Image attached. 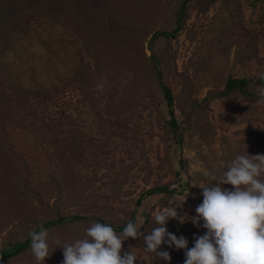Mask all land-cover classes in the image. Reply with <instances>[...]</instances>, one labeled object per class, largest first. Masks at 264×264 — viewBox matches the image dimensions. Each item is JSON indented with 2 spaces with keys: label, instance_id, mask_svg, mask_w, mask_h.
I'll return each mask as SVG.
<instances>
[{
  "label": "rangeland",
  "instance_id": "rangeland-1",
  "mask_svg": "<svg viewBox=\"0 0 264 264\" xmlns=\"http://www.w3.org/2000/svg\"><path fill=\"white\" fill-rule=\"evenodd\" d=\"M104 1L109 7L90 2L88 15L98 16V25L109 20L131 33L122 40L106 35L96 54L83 40L86 25L77 20L73 0H51L11 19L0 48L5 103L0 138L28 162L27 175L41 202L20 198L24 205L14 208L10 197L17 170L10 180L3 175L0 243L5 235L28 233L18 224L20 217L44 222L57 213L101 214L115 224L134 218L140 233L144 218L149 220L144 228L152 230L158 226L154 215L169 200L185 198L177 208L185 221L169 218L166 227L177 238L183 235L191 248L194 237L206 232L203 220L199 225L191 220L203 199L196 185L210 186L211 177L219 179L236 155H264V98L212 101L193 115L178 145L161 90L146 71L136 74L148 61L153 32L173 30L180 0ZM152 44L180 122L188 100H202L209 90L222 88L227 77L264 76V0H215L206 11L193 7L181 29ZM96 63L99 73H94ZM4 160L0 151V167ZM162 185L173 193H146ZM222 187L233 190L230 184ZM87 228L73 223L49 231V251L56 239L61 245L73 243ZM125 242L122 253L135 254L134 264H184V249L162 244L159 250L171 256L164 261ZM62 257L56 247L45 264H60ZM0 264L36 261L30 250Z\"/></svg>",
  "mask_w": 264,
  "mask_h": 264
},
{
  "label": "clouds",
  "instance_id": "clouds-1",
  "mask_svg": "<svg viewBox=\"0 0 264 264\" xmlns=\"http://www.w3.org/2000/svg\"><path fill=\"white\" fill-rule=\"evenodd\" d=\"M264 97V86L256 89ZM264 155H236L227 171L217 179L211 177V185H196L203 189L202 202L197 205L196 216L191 217L194 225L206 229L203 235L194 237V246L188 248V240L168 231L169 218L183 223L186 216L178 215L181 200H169L168 205L153 217L158 225L143 236L146 251L169 261L168 251H160L166 244L184 249V264H264ZM216 181L215 184L212 182ZM230 184L233 190L223 188ZM187 195V194H186ZM186 197V196H185ZM175 202V206H173ZM138 225L129 221L121 233L110 225L94 222L85 230V238L56 247L63 250L62 264H134L137 256L130 251L122 253V242L129 237L139 238L142 233ZM31 253L36 264H45V259L55 250L49 251V232L41 227L30 231Z\"/></svg>",
  "mask_w": 264,
  "mask_h": 264
},
{
  "label": "trees",
  "instance_id": "trees-1",
  "mask_svg": "<svg viewBox=\"0 0 264 264\" xmlns=\"http://www.w3.org/2000/svg\"><path fill=\"white\" fill-rule=\"evenodd\" d=\"M50 1L51 0H0V48L3 45L6 31L9 29L12 17L27 8L43 5ZM96 1L98 2V0H73V2L71 3V7H73L74 9L77 20L86 25L87 33L84 36H88V38H83V40L87 45H89V50L95 52V54L98 51V42L103 41L106 35L110 36L111 40L118 39V35H120V40H122L123 38L129 37L131 33V30L129 28L122 27L117 24H112L109 20L105 21L104 24L98 25V16H89L87 13V10L89 8H92L90 2L98 7V4L95 3ZM214 1L215 0H180L178 2L177 11L174 18L175 26L173 27V30L171 32H168L166 30H155L153 32L152 36L149 39V48L151 50V53L147 58L148 61L146 62V64L142 65L139 70L136 71V74L138 75H142L144 71H146L147 74L145 76L151 79L153 85L157 86V88L161 90L169 114L167 124L178 145L182 142V134L189 128L193 115L198 113L199 111L206 110L209 107L208 105L212 101L223 98L227 100H237L240 98L249 102H256L264 98L259 96L256 91L257 87L264 86V76H259L256 78H237L229 76L227 77L222 88L209 90L202 98V100H188V109L183 110V116L180 122L176 121L173 112L174 96L172 94L170 85L163 79L161 69L154 54V46L152 43H155L158 38L167 37L168 35L181 29L182 24L188 15L189 9L196 7L198 11H206L214 3ZM100 2L102 6L104 4L107 5L104 0H100ZM87 4L88 6H90L88 7ZM107 7L109 6L107 5ZM96 59L98 61L97 55ZM117 60L121 61L119 57ZM94 71V73H99L101 71V68L98 69V63H96V68L94 69ZM94 75L96 74H93V76ZM85 94L89 95V92H85ZM2 102V97H0V103ZM4 119L5 103H2L0 104V129H2V125L4 124ZM0 151L2 153V158H5V168L3 166L0 167V171L2 172L0 180L4 178L3 175H5L6 180L7 178H9L8 180H10V174L12 175L13 171L17 170V172H15L17 178H15V180L13 181L12 186L14 190H17L18 192H15L13 190L14 194L10 197L13 207H17L20 209V207L24 205V201L20 200V198L24 199L25 197H37V199L39 200L38 202L40 203L41 200L33 191V184L32 182H30L27 175L28 162L24 159L23 155H21L20 153L18 154L17 150L12 146L11 143L1 138ZM49 179L51 181L54 180V178L52 177H49ZM3 187L4 186H1L0 184V196H4V194L6 193ZM146 193H164L165 195H170L173 193V190L169 189L166 185H162L159 187L151 188ZM20 216L21 215H19V217ZM146 219L147 218H144L143 227L140 228V233H142L143 235H140L139 238L135 239L129 237L125 242L126 246H140L144 251H146V245L144 243L143 236L149 234L152 231L149 229L147 230L146 226L144 228L145 223H149V220L147 221ZM19 220L20 221L18 222V224L27 228L28 233L25 234V236L22 238H18L17 236L11 237L5 235L0 243V261H7L19 254L30 251L31 238L29 236V232L33 230L39 231L41 227L47 229L49 232L54 228L60 226L67 227L72 225L73 223H84L85 225L90 227L92 223L98 222L110 225L119 234L123 231L124 227L129 221L135 223L134 218H130L122 224H115L113 222H110L108 219H105L101 214L93 216L79 214L64 216L57 213L54 218L48 219L44 222H36L34 220L31 222H27L28 219L25 217H20ZM82 238H85V235ZM61 259L63 261V257ZM60 264H62V262Z\"/></svg>",
  "mask_w": 264,
  "mask_h": 264
}]
</instances>
